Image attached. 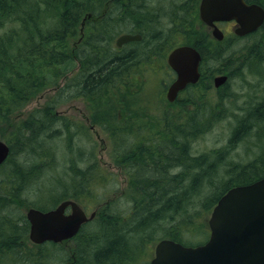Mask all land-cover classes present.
Segmentation results:
<instances>
[{"label": "trees", "instance_id": "1", "mask_svg": "<svg viewBox=\"0 0 264 264\" xmlns=\"http://www.w3.org/2000/svg\"><path fill=\"white\" fill-rule=\"evenodd\" d=\"M157 1L0 0V129H11V153L0 166V264H147L149 244L161 239L188 246L207 241V217L219 199L264 178V102L236 120L226 146L197 154L196 141L222 119L230 97L200 81L169 104L163 89L147 82L159 70L154 63L165 67L172 47H162L173 30L166 34L164 21L187 11H166L162 21L152 7ZM50 15L53 23L46 22ZM190 23L188 40L201 33ZM123 31L146 42L119 49L115 40ZM253 60L263 62L264 48ZM47 89L55 94L22 117ZM77 98L90 107L91 126L108 135L110 157L127 178L118 199L110 197L119 177L101 165L90 127L57 112ZM83 139L93 143L90 150L80 146ZM245 142L254 159H229ZM62 149L66 176L59 170ZM41 180L52 181L60 196L48 202L41 194L34 208L48 211L74 199L99 207L97 219L66 243L33 244L21 198ZM119 200L128 208L116 211ZM67 243L74 245L71 253L63 251Z\"/></svg>", "mask_w": 264, "mask_h": 264}, {"label": "water", "instance_id": "2", "mask_svg": "<svg viewBox=\"0 0 264 264\" xmlns=\"http://www.w3.org/2000/svg\"><path fill=\"white\" fill-rule=\"evenodd\" d=\"M201 19L214 27L213 34L223 39L216 22L235 20L236 34L243 36L256 31L264 24V8L248 4L246 0H202ZM141 39L140 35L125 34L117 45ZM200 54L190 46L176 48L169 56V64L177 79L168 90V100L173 102L179 92L199 78ZM227 77L216 79L220 86ZM11 148L0 141V165L9 157ZM71 214H66L68 207ZM88 217L74 201H64L56 209L40 211L30 209V240L35 244L62 242L73 238L82 225L93 219ZM209 240L198 246H185L170 239L160 241L150 264H264V178L249 185L237 186L227 191L219 200L209 219Z\"/></svg>", "mask_w": 264, "mask_h": 264}, {"label": "rangeland", "instance_id": "3", "mask_svg": "<svg viewBox=\"0 0 264 264\" xmlns=\"http://www.w3.org/2000/svg\"><path fill=\"white\" fill-rule=\"evenodd\" d=\"M187 1V5L184 6V10L186 11V14L193 12L194 6L192 5L194 1L196 0H158L155 5H152L160 11V15L157 14V19L160 18V20L163 21L164 18H166L165 13L166 11L173 12L172 8L173 7H179V4ZM143 2H140L139 5H141ZM198 4V3H197ZM192 6V7H191ZM163 9V10H161ZM174 15V13H172ZM198 15V14H197ZM54 18L47 17L46 22H52L53 23ZM167 23V31L166 34H169V31L172 27L174 28H179L176 27L175 22L173 23L169 18L164 21ZM224 29H228V27H225ZM5 30H1L0 33H3ZM189 32H183V29L179 30H172L170 38H166V43H163L162 47L171 46L178 44L180 42H183L186 39V36L188 35ZM260 38L259 36H257ZM229 41V45L226 47V50L228 54H232L236 51L238 48V45L241 42L245 41H236L234 44L232 41L227 39V42ZM126 50L130 49V46H126ZM238 79V78H237ZM64 83V82H62ZM227 88H224L222 90V93L224 92L227 94L230 98L224 103V111H222V119H219L218 122H214L211 128V131L206 133L201 139L197 140L195 145H194V151L195 153L199 154L202 152H208L213 149H221L222 147L226 146L228 144V141L231 137L233 127L235 125L236 120L240 118H244L245 115L250 112V109L252 106L259 104L260 101L264 98V92L260 91L261 89H257L255 87H250L246 86L245 84L240 83L236 79H232L230 83L226 86ZM151 91V90H148ZM239 94L240 96L237 97L236 94ZM55 94L54 89H47L43 93H41L38 97H36L30 104L27 105L25 109L22 110L21 116H25L26 114H29L32 112L34 109L41 108L43 107L48 99L52 97ZM212 108H215V105L212 106ZM90 107L87 106V104L84 102L83 99L77 98L75 100H72L66 104L61 105L60 107L57 108V112L60 115L66 116L69 119H71L75 123L79 124H84L88 127L92 125L91 120H90ZM176 113V112H175ZM11 129L8 127H2L0 129V140H3L7 142V139L9 137V131ZM90 132V131H89ZM92 138L96 143L97 147V154L99 157V160L101 162V165L108 169V171L113 172L117 177H119V190L115 193V195H112L110 197L114 199H118L122 195V190L126 189L127 183H126V176L123 171H121L112 161L110 157V151H111V143L108 135L103 132L102 129L97 128L92 132ZM250 142V140H249ZM80 146L84 147L86 150H90V146H93V143L91 141H88V139H83L80 142ZM251 147V143H244L241 144L240 146L236 147L231 155L230 158L231 160H234L236 162L241 161L242 163H247L249 160L253 159L255 157V154L253 152L248 151L249 148ZM253 149H257V147L253 146ZM17 156H15L16 158ZM20 159V158H19ZM59 159L62 161L61 163V168L60 174L62 173V176H66L65 173V168L67 166V162L69 160L67 151L62 149L59 154ZM64 169V170H63ZM65 171V172H64ZM63 181H68V178L64 179ZM54 183L49 180H41L40 182H36L32 188L24 192L23 197L21 198V204L24 206L23 210L24 213L27 212V210L31 207H33V204H40L39 202V197L41 194H47L48 195V202L49 200H55V198H58L60 195H58L60 190L58 192L52 191L51 187H53ZM39 189H43V193L39 191ZM61 200V199H60ZM59 200V201H60ZM51 203V202H50ZM91 202L87 203V206H89ZM50 206V205H48ZM117 210H124L125 208H128V204L123 201L119 200V203L114 206ZM95 208V207H94ZM90 212L92 210H89ZM89 212V213H90ZM99 212V211H98ZM210 217H207V223L208 219ZM66 243V242H65ZM156 243H151L149 246L151 247V252L152 255H148V259L151 260V258L154 255L155 251V246ZM67 248L69 251L64 252L71 253L74 245L71 243H67ZM148 260V261H149Z\"/></svg>", "mask_w": 264, "mask_h": 264}, {"label": "flooded vegetation", "instance_id": "4", "mask_svg": "<svg viewBox=\"0 0 264 264\" xmlns=\"http://www.w3.org/2000/svg\"><path fill=\"white\" fill-rule=\"evenodd\" d=\"M200 1L201 0H196L192 4L194 6L193 12L191 11V13L188 14L186 13L185 14L181 13L178 15L174 14L176 19L175 23L178 24L176 25V27H180L178 28L179 30L183 29V32H189L190 34L192 32L190 22H192L196 26L198 25L199 29L201 28L202 25V28L208 31L205 34H196L193 36L192 39L188 40L194 42V47H196V49L199 51L201 55L200 80L198 81V83L201 81L205 85L211 86L213 91L216 94H219L222 92V90H224L225 85L227 83L216 88L215 78L223 76L225 75L224 73H226V75H228L229 77V82L231 80L230 77L232 76L233 79L238 80L240 83L250 87L253 86L257 89H261L260 91L264 92V60L260 64L255 60H253L256 53L259 52V47L262 49L264 48V25L255 33H252L244 37L237 36V38L238 37L239 38L236 39V37H234L233 34L234 30L236 29V23L235 22L220 23L219 27L223 30L225 34V38L222 41H218L217 39H215V37L212 34V28L208 27L205 24L203 25L200 23V21H198L197 12H198L199 4L201 3ZM187 3H188L187 1L180 3L179 7L176 8L173 7V10L175 11L178 9H183V6H186ZM193 20L195 22H193ZM225 27H228V29H224ZM176 29L177 28H175L174 31ZM257 36H259L260 38H258ZM143 38L144 37L142 35L141 42L144 45L146 41L145 39L143 40ZM227 39L232 41L234 44L238 40L240 41L242 40L245 42H241L234 53L228 54L227 50H225L226 47L229 45V41L227 42ZM225 41L227 42V44H225ZM184 44H186L185 41L182 45ZM140 67H142L144 71V60L141 61ZM142 74L144 75V72ZM174 79H175V73L173 72V80ZM149 80L151 83L155 85H163L165 87L169 85L168 81L166 80L162 81L160 77L150 76ZM198 83H196L195 85H197ZM195 85H190V86H195ZM236 96L239 97L240 95L237 93ZM263 102H264V98L260 101L259 104Z\"/></svg>", "mask_w": 264, "mask_h": 264}, {"label": "bare ground", "instance_id": "5", "mask_svg": "<svg viewBox=\"0 0 264 264\" xmlns=\"http://www.w3.org/2000/svg\"><path fill=\"white\" fill-rule=\"evenodd\" d=\"M211 53V52H210ZM228 53V52H227ZM208 55V54H207Z\"/></svg>", "mask_w": 264, "mask_h": 264}]
</instances>
